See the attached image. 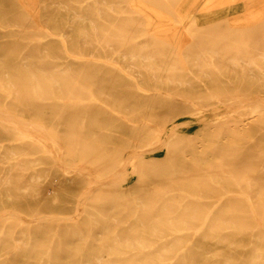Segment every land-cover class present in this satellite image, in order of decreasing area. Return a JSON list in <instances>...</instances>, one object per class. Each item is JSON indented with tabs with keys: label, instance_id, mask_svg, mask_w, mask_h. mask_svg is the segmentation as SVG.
<instances>
[{
	"label": "rangeland",
	"instance_id": "obj_1",
	"mask_svg": "<svg viewBox=\"0 0 264 264\" xmlns=\"http://www.w3.org/2000/svg\"><path fill=\"white\" fill-rule=\"evenodd\" d=\"M235 100L264 104V0H0V264H264V107Z\"/></svg>",
	"mask_w": 264,
	"mask_h": 264
},
{
	"label": "bare ground",
	"instance_id": "obj_2",
	"mask_svg": "<svg viewBox=\"0 0 264 264\" xmlns=\"http://www.w3.org/2000/svg\"><path fill=\"white\" fill-rule=\"evenodd\" d=\"M23 1V0H22ZM233 1V0H232ZM24 6H26V5H24ZM27 9H29V8H27ZM31 12V11H30ZM145 18L147 19V21L149 22V24H150V30L149 31H151V34H153V35H160V29H161V26L160 25H158V24H160L159 22H161V20H160V18H158L157 17V20L158 21H156L150 14H146L145 13ZM191 20V19H190ZM157 24V27H155V28H153L152 26H155ZM158 26H160V27H158ZM162 28H163V26H162ZM47 32V31H46ZM54 37V36H53ZM62 40V39H61ZM65 42V41H64ZM65 48H66V46H65ZM95 54V53H94ZM70 55V54H69ZM70 57H71V55H70ZM75 58H78V57H76V56H74V59ZM80 58V57H79ZM78 58V59H79ZM85 60V59H84ZM87 60V59H86ZM90 60V59H89ZM94 60H96V59H94ZM100 62H101V60H100ZM105 63V62H104ZM108 62H106V64H107ZM110 64V63H109ZM118 68V67H117ZM123 72V71H122ZM124 74H125V72H123ZM127 75V74H126ZM130 78H133V77H130ZM134 79V78H133ZM134 81H135V79H134ZM137 82V81H136ZM140 89V88H139ZM142 90V89H141ZM140 90V91H141ZM146 93H149V92H146ZM167 96V95H166ZM172 97V96H171ZM181 100V99H180ZM253 101V100H252ZM251 101V102H252ZM188 102H190V101H188ZM233 104H234V102H232ZM235 103L236 104H238V107L240 108V107H250L249 109L251 110H253V111H257V110H259V108L261 109L262 107H264V104L263 103H261L260 101H254V102H252V103H249V104H247V102L245 101V104H242V103H237V101L235 100ZM227 105V104H226ZM229 107H231V105L229 106ZM228 107V108H229ZM227 108V107H226ZM232 108H233V106H232ZM197 109H199V108H197ZM242 108H240V110H241ZM204 110V109H203ZM209 110V109H208ZM242 110H244V109H242ZM262 110V109H261ZM200 111H202L201 109H200ZM205 111V110H204ZM237 111V110H236ZM263 111H264V109H263ZM231 112V111H230ZM234 112V111H233ZM237 112H239V111H237ZM260 112V111H259ZM200 113V112H199ZM256 113V112H255ZM257 113H258V111H257ZM1 114V113H0ZM211 114H213V113H211ZM261 114V113H260ZM3 115V114H2ZM218 115V114H217ZM259 115V114H258ZM202 116V115H201ZM257 116V115H256ZM3 117V116H2ZM190 117H191V115H190ZM252 117V116H251ZM1 118V117H0ZM220 118V117H219ZM218 118V119H219ZM254 118V117H253ZM197 119V118H196ZM216 119V118H215ZM207 120V119H206ZM212 120V119H211ZM2 120H0V122H1ZM197 121V120H196ZM220 121V120H219ZM3 122V121H2ZM22 122V121H21ZM10 123V122H9ZM25 123H27V122H25ZM6 124H8V123H6ZM12 125H13V127L15 126L13 123H11ZM11 124H10V126H11ZM201 124H203V123H201ZM151 123L150 122H148V126L147 127H145L144 128V130H143V133H142V135L143 136H145V137H148V135H150V131H151V129H152V127H151ZM16 126H18V125H16ZM21 127H20V131L22 130V132H23V134H24V136H26L27 138H31V139H33V140H35L36 142L37 141H40L39 143H44V141H48V140H52V137H49L50 135H42V133H41V129H42V126H30V125H27V124H24V123H22L21 125H20ZM177 127H179V126H177ZM17 129V128H16ZM175 129V128H174ZM177 132V131H176ZM178 133V132H177ZM48 134V133H47ZM23 136V137H24ZM145 137H143V138H145ZM167 138V137H166ZM30 139V140H31ZM45 139V140H44ZM52 142H53V140H52ZM51 142V143H52ZM169 142L171 143L172 142V135H170L169 136ZM168 142V143H169ZM54 144V143H53ZM56 145H57V143H56ZM162 145V144H161ZM167 146H169L170 147V145H167ZM52 147V146H51ZM156 147H157V145H156ZM156 147H154V144H150V145H146L144 148H140V149H142L141 151H142V153H154L153 151H156V150H158L159 148H156ZM159 147V146H158ZM161 147V146H160ZM44 148H46V147H44ZM53 148V147H52ZM156 148V149H155ZM54 149V148H53ZM49 150V149H48ZM161 150V149H160ZM140 151V152H141ZM53 152V151H52ZM62 152H63V150H62ZM62 152H61V154H62ZM170 152L171 151H169V155L171 156V154H170ZM51 153V152H50ZM56 154V153H55ZM63 155V154H62ZM57 157V156H56ZM58 158V157H57ZM61 158V157H60ZM58 164H60V163H58ZM126 165L128 166V165H131V168H132V171L133 172H138V168H139V166L138 165H140V160H139V157H138V151H134L133 153H132V155L131 156H129V158H128V160L126 161V163L124 162L123 164H121L120 165V169H124L125 167H126ZM67 168V167H66ZM141 169V168H140ZM65 171H66V169H64ZM70 170H72V169H70ZM119 170V169H118ZM83 169L81 168V167H77V168H75V172H82L83 173ZM140 171V170H139ZM141 171H142V169H141ZM147 171H149V168H147L146 170H145V172H147ZM95 172V171H94ZM115 172H117V171H115ZM144 172V171H143ZM144 172V173H145ZM89 174V173H88ZM92 174V173H91ZM116 174L117 173H115V177L114 178H112V180L110 181V182H108V183H110L109 185L111 186L112 184L111 183H115V182H118V180L119 179H117V176H116ZM123 174V173H122ZM82 175V174H81ZM87 175V174H86ZM119 175V174H118ZM85 176V175H84ZM90 176V175H89ZM89 176H88V178H89ZM122 176V175H121ZM128 176V175H127ZM91 177V176H90ZM100 177V176H99ZM128 178V177H127ZM159 178V177H158ZM92 179V178H91ZM94 179V178H93ZM99 181H100V184H102V185H100L99 184V187L100 186H103V184H105V185H107V182H105V180H101V177L99 178ZM95 182V181H94ZM97 182V181H96ZM6 183V182H5ZM97 183H99V182H97ZM117 184V183H116ZM104 185V186H105ZM115 185V184H114ZM119 185V184H118ZM57 186H58V183L55 181L52 185H51V187H49V190H48V193H54V194H56V192H57ZM113 186V185H112ZM105 187H107V186H105ZM96 190V189H95ZM93 194V188L92 187H88V188H86V189H83L79 194H78V197H77V201H76V210H75V212L76 213H78V208H79V206L80 205H82L83 204V206H85L86 207V205H87V203L89 202V200H90V198H91V195ZM230 196V195H229ZM227 197V196H226ZM225 197H223V199H224ZM27 199V198H26ZM222 199V200H223ZM30 200V199H29ZM221 200V201H222ZM28 201V200H27ZM31 201V200H30ZM18 204H20V203H18ZM27 204V203H26ZM25 204V205H26ZM22 205V204H21ZM77 205H79V206H77ZM23 206V205H22ZM21 206V207H22ZM217 206V205H216ZM27 207H28V205H27ZM23 208L25 209V207L23 206ZM83 208V207H82ZM21 209V208H20ZM19 209V210H20ZM23 209V210H24ZM27 209V208H26ZM83 211H84V209H83ZM212 212V211H211ZM75 213V214H76ZM9 214V213H8ZM211 215V214H210ZM9 216V215H8ZM11 216V215H10ZM45 216V215H44ZM52 216V215H51ZM83 216V215H82ZM5 218V217H4ZM38 218V217H37ZM43 218V217H42ZM42 218H39L40 219V221H41V219ZM54 218V217H53ZM34 219V218H33ZM206 219H208V218H206ZM8 221V220H7ZM31 221V220H30ZM38 221V220H37ZM206 221V220H205ZM208 221V220H207ZM23 222V221H22ZM39 222V221H38ZM24 223V222H23ZM30 223V222H29ZM37 223V222H36ZM36 223H33V224H36ZM26 224V223H25ZM30 224H32V223H30ZM204 224H206V223H204ZM27 225V224H26ZM22 226V225H21ZM31 226V225H30ZM187 226V225H186ZM204 226H206V225H204ZM202 228V227H201ZM200 228V229H201ZM197 231H199V230H197ZM14 238V237H13ZM20 239H21V237H20ZM19 239V240H20ZM21 242H23V240L21 241ZM52 244H53V242H52ZM173 244V243H172ZM17 245V244H16ZM37 247V246H36ZM55 247V246H54ZM33 248V247H32ZM52 248V247H51ZM54 249V248H53ZM15 250H16V248H15ZM37 251V250H36ZM49 251H50V249H49Z\"/></svg>",
	"mask_w": 264,
	"mask_h": 264
}]
</instances>
